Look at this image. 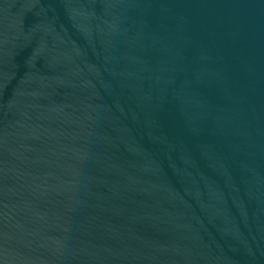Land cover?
I'll return each mask as SVG.
<instances>
[{
    "label": "water",
    "instance_id": "water-1",
    "mask_svg": "<svg viewBox=\"0 0 264 264\" xmlns=\"http://www.w3.org/2000/svg\"><path fill=\"white\" fill-rule=\"evenodd\" d=\"M0 264H264V0H0Z\"/></svg>",
    "mask_w": 264,
    "mask_h": 264
}]
</instances>
